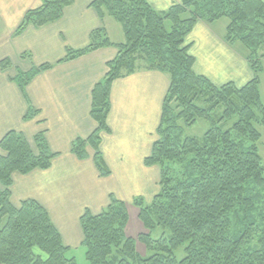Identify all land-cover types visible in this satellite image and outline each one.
I'll list each match as a JSON object with an SVG mask.
<instances>
[{
	"label": "trees",
	"instance_id": "obj_1",
	"mask_svg": "<svg viewBox=\"0 0 264 264\" xmlns=\"http://www.w3.org/2000/svg\"><path fill=\"white\" fill-rule=\"evenodd\" d=\"M72 1L41 0L39 7L26 11L15 34L28 25L39 27L60 18ZM91 5L100 16L105 11L121 25L124 42L112 43L102 28L92 33L88 47L67 49L64 60L99 46L118 49L106 64L105 76L92 89L90 115L97 128L72 143L77 158H86L90 146L99 174H110L99 140L100 132L108 130L114 79L133 72L141 60L146 68L168 74L170 83L156 139L144 159L145 165L159 167L158 192L149 203L139 196L132 200L147 232L137 238L127 236L126 205L110 196L109 205L99 214L85 209L79 218L85 259L90 264H264V203H258L263 198L259 190L264 188V168L257 150L260 134L253 127L256 110L264 122L259 90V74L264 70V52L259 53L264 49V0H180L164 11L155 10L147 0H93ZM222 17L228 18L224 41L230 45L240 42L248 50L246 59L253 76L241 87L231 82L216 86L193 70L187 35L197 21L212 23ZM166 21L171 23L169 29ZM48 67L17 72L13 80L23 90ZM35 113L29 108L26 116ZM234 116L237 119L231 128L221 129L220 124ZM199 118L209 122L204 134L184 136L179 121L191 126ZM233 131L240 140L232 137ZM34 145L36 151L13 130L0 140L5 152L0 155V264H80L67 256L68 248L44 207L33 199L21 201L18 207L10 201L12 174L47 169L55 156L43 131L34 136ZM170 162H184L178 175L168 169ZM157 228L162 233L154 240L152 233ZM137 241L154 252L141 256ZM180 247L184 256L178 259L175 251Z\"/></svg>",
	"mask_w": 264,
	"mask_h": 264
},
{
	"label": "crops",
	"instance_id": "obj_2",
	"mask_svg": "<svg viewBox=\"0 0 264 264\" xmlns=\"http://www.w3.org/2000/svg\"><path fill=\"white\" fill-rule=\"evenodd\" d=\"M179 1L147 0L157 11ZM92 2L73 0L60 18L39 27L28 25L16 35L26 11L39 7L41 0H0V62L8 60L0 67V140L13 130L33 149L34 136L43 131L55 154L47 169L12 174L10 201L18 207L21 201L33 199L44 207L68 248L67 256L75 260L74 250L83 247L79 218L85 209L96 215L109 205L110 196L127 205L138 196L152 200L158 192L159 168L145 165L144 159L156 139L170 83L168 74L148 69L141 62L133 72L112 81L108 130L100 132L99 140L109 175L99 174L90 146L84 159L72 153V143L87 138L97 128L90 115L91 92L118 49L99 46L64 60L67 49L88 47L92 33L102 28L112 43L124 40L121 26L119 29L105 11L100 16ZM214 23L199 20L186 37L194 57L193 70L216 86L231 82L241 87L253 76L246 59L248 52H238L236 43H226L225 34L212 27ZM113 34L116 41L111 38ZM42 65L49 67L40 70L23 90L14 82L17 72L29 73ZM29 108L36 113L27 117ZM4 154L0 149V155ZM79 255L85 258V250Z\"/></svg>",
	"mask_w": 264,
	"mask_h": 264
},
{
	"label": "rangeland",
	"instance_id": "obj_3",
	"mask_svg": "<svg viewBox=\"0 0 264 264\" xmlns=\"http://www.w3.org/2000/svg\"><path fill=\"white\" fill-rule=\"evenodd\" d=\"M184 17L186 18V17H188V15H184L183 18ZM113 21L117 25V27L120 29L121 25L115 19ZM227 24H228V18L222 17L219 20L215 21V23L212 25V27L217 32H219L220 34L224 35L225 34V27H226ZM166 27H167V29H169L171 27V23L169 21H166ZM120 33H121V30H120ZM114 35L115 34H113L111 38H113V40L116 41L117 38H115ZM122 35H123V37H121V38H124L123 31H122ZM123 42H124V40H123ZM235 50L238 51V52H242V53H244V52L247 53L248 52L246 47L244 45H242L240 42H236ZM263 52H264V49L260 50L259 53L261 54ZM7 61L8 60L3 61V63H5ZM139 62H141L142 64L145 65V63L143 61L139 60L138 63ZM261 63L263 65V67H264V58L261 59ZM8 67H10V65H8ZM259 78H260L259 90H260V94L262 96V103L264 104V70L262 72H260ZM221 110H222L221 108L217 109L216 114L220 113ZM255 114H256V122L253 124V127L260 134V138H259V140L257 142V150H258V154L260 155V158H261V164H262V166L264 168V122H263L262 115L260 114V112L258 110L255 111ZM236 119H237V117L234 116L230 120L222 122L220 124L221 129H223V130L230 129L232 124L236 121ZM178 124L183 127L184 136L197 137V138L201 137L204 134V132L209 127V122L207 120L203 119V118L197 119L196 122L193 125H191V126H186L182 121H179ZM232 137L234 139H236V140H240V138L238 137V135L234 131L232 132ZM244 142H245V145H249L250 144V142L247 139L244 140ZM33 150L36 151L35 145L33 147ZM167 165H168V169H170L171 173H173L174 175H178V173H180L182 171V167L184 166V162H170V163H167ZM0 188H2V187L0 186ZM259 192L261 194V197H263L258 202L261 205V204L264 203V188L259 190ZM141 198L144 199L145 203H149L150 200H151V198H146L144 196L141 197ZM126 207H127L128 215H129L127 229H125L126 235L130 236V237H133V238H137V236L139 234L145 233L147 231L144 229V227H142L143 225L141 224V221L138 218L139 209L136 206H134L132 201L130 203L127 202ZM232 221L234 222V220H232ZM161 233H162V230L160 228H157L156 231L152 233L153 239L154 240L158 239L160 237ZM255 240L256 239L254 238V240L252 242H255ZM136 250L141 256H148V255H151L154 252V251H148L146 249V247L142 243H140L139 241L136 242ZM74 252L77 253L76 261L78 263H80V264H90L84 258V256L79 255L81 252H84L83 247H80L77 250H74ZM36 253H39V251H36ZM175 254H176L178 259H181L184 256L183 247L178 248L175 251Z\"/></svg>",
	"mask_w": 264,
	"mask_h": 264
}]
</instances>
